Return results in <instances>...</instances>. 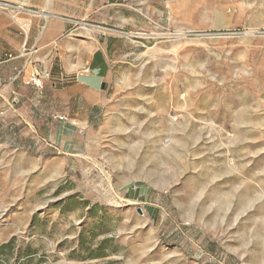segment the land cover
Instances as JSON below:
<instances>
[{"label":"rangeland","instance_id":"374dc122","mask_svg":"<svg viewBox=\"0 0 264 264\" xmlns=\"http://www.w3.org/2000/svg\"><path fill=\"white\" fill-rule=\"evenodd\" d=\"M0 15L39 91L0 110V264H264V0Z\"/></svg>","mask_w":264,"mask_h":264},{"label":"crops","instance_id":"0c3cea01","mask_svg":"<svg viewBox=\"0 0 264 264\" xmlns=\"http://www.w3.org/2000/svg\"><path fill=\"white\" fill-rule=\"evenodd\" d=\"M8 27L9 22L7 17L0 15V110L8 109L9 98L11 96H19L28 100L27 98L30 97L28 92L32 94L39 93L36 88L25 82L23 78L17 79L14 76V73L17 70H22L25 73H28L31 71L32 66L27 60L18 61L16 59H7L10 52H18V49L20 48L18 43H14L13 41L10 42L7 30ZM20 32V35H24L23 40H26L27 36L21 30ZM60 81L61 84H63V89L66 91L64 96H68V76H61Z\"/></svg>","mask_w":264,"mask_h":264},{"label":"built area","instance_id":"2783aa9c","mask_svg":"<svg viewBox=\"0 0 264 264\" xmlns=\"http://www.w3.org/2000/svg\"><path fill=\"white\" fill-rule=\"evenodd\" d=\"M31 82L35 85V86H40L41 85V78L38 77L37 75H34L32 77Z\"/></svg>","mask_w":264,"mask_h":264},{"label":"water","instance_id":"95a60500","mask_svg":"<svg viewBox=\"0 0 264 264\" xmlns=\"http://www.w3.org/2000/svg\"><path fill=\"white\" fill-rule=\"evenodd\" d=\"M102 88H103V86H102Z\"/></svg>","mask_w":264,"mask_h":264}]
</instances>
